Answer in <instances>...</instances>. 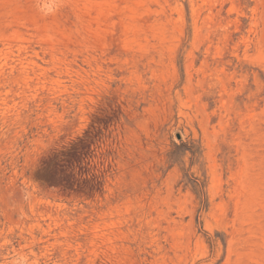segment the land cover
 Listing matches in <instances>:
<instances>
[{
	"label": "rangeland",
	"instance_id": "rangeland-1",
	"mask_svg": "<svg viewBox=\"0 0 264 264\" xmlns=\"http://www.w3.org/2000/svg\"><path fill=\"white\" fill-rule=\"evenodd\" d=\"M0 0V264H264V0Z\"/></svg>",
	"mask_w": 264,
	"mask_h": 264
},
{
	"label": "clouds",
	"instance_id": "clouds-1",
	"mask_svg": "<svg viewBox=\"0 0 264 264\" xmlns=\"http://www.w3.org/2000/svg\"><path fill=\"white\" fill-rule=\"evenodd\" d=\"M59 6L58 0H41L39 9L45 16H48L55 14ZM12 264H30V261L27 256L17 255L12 259Z\"/></svg>",
	"mask_w": 264,
	"mask_h": 264
}]
</instances>
